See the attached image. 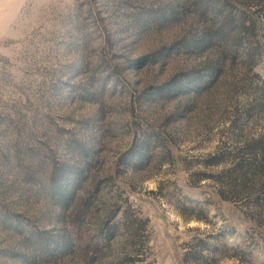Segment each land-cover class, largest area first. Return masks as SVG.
I'll list each match as a JSON object with an SVG mask.
<instances>
[{"label":"rangeland","instance_id":"1","mask_svg":"<svg viewBox=\"0 0 264 264\" xmlns=\"http://www.w3.org/2000/svg\"><path fill=\"white\" fill-rule=\"evenodd\" d=\"M259 140L264 0H0V264H264Z\"/></svg>","mask_w":264,"mask_h":264},{"label":"trees","instance_id":"2","mask_svg":"<svg viewBox=\"0 0 264 264\" xmlns=\"http://www.w3.org/2000/svg\"><path fill=\"white\" fill-rule=\"evenodd\" d=\"M247 151L249 159L238 165L239 167L241 165L240 168L243 169L238 187L246 193L256 186L264 187V141L259 140L249 144ZM233 184L236 185L235 182ZM224 247L226 249L227 245Z\"/></svg>","mask_w":264,"mask_h":264}]
</instances>
